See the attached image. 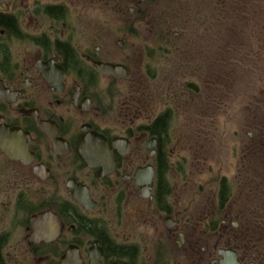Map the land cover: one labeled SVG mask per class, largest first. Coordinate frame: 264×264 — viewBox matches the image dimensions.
I'll use <instances>...</instances> for the list:
<instances>
[{"label":"flooded vegetation","instance_id":"1","mask_svg":"<svg viewBox=\"0 0 264 264\" xmlns=\"http://www.w3.org/2000/svg\"><path fill=\"white\" fill-rule=\"evenodd\" d=\"M263 1L0 0V264H264ZM115 15L154 40L114 49ZM211 76L240 119L194 193L179 143L209 142Z\"/></svg>","mask_w":264,"mask_h":264},{"label":"rangeland","instance_id":"2","mask_svg":"<svg viewBox=\"0 0 264 264\" xmlns=\"http://www.w3.org/2000/svg\"><path fill=\"white\" fill-rule=\"evenodd\" d=\"M264 3V1H263ZM114 26L113 31L109 32V36L107 37V41L109 42H116L117 40H128L133 44V47L137 49V46L139 45V42L141 41H150L154 40L155 32H148L145 25L140 26L139 30L141 31H135L134 35H131L127 33L125 30H122L123 28V21L121 19H118V17L114 16ZM262 27L264 28V18L261 22ZM122 25V26H118ZM255 40L260 41V43H263L264 45V29H259L256 32ZM139 41V42H138ZM110 43H107L109 46ZM112 44V43H111ZM112 44V45H113ZM114 49H116L115 44L113 45ZM243 66H246L243 64ZM154 69V67H152ZM248 71L251 74L250 80L252 83V90L254 94H256L255 97H258L259 91L261 88L264 87V51L261 52V56L259 59H254L250 62L249 61V69ZM217 72V70H216ZM208 77V76H207ZM156 79V81H158ZM210 94H211V101H212V109L210 111V116H208V120L210 122V132H209V142L208 139L206 142H202V140L195 139V144L191 143L189 144V137L186 138V140L183 143H179L180 148V156H184L186 154V150L190 148L189 151L194 152L193 155L186 157L185 160H182V163L185 167L189 168L190 171L194 173V179L192 180L189 178V185L190 188L193 185L194 193L197 192V184H202L203 180H207V184L209 185V188L214 190L216 184L219 180V175L222 171H224L225 163L226 162H233V155L234 152L231 153V146L232 143L226 142L224 143V138L228 136L229 138H232L233 135H235V130L238 129V122L239 117L236 115V109L237 104H235L234 101H231L233 98H236V95L232 94L231 98L227 100L225 109L223 112L219 111L218 105L220 103V96L217 95L218 93L222 92L221 87H219V82L222 80L216 78L210 77ZM153 83V84H154ZM216 89V93L213 92V90ZM215 94V95H213ZM241 94V93H240ZM224 98V95H221ZM249 96V95H246ZM242 97V95H241ZM213 99V100H212ZM203 96L201 95V98L196 99L197 102H202ZM223 101V99H222ZM162 102L159 101L156 106L151 109L153 113H159L162 110L161 106ZM235 104V105H234ZM261 107L264 111V105ZM185 107V106H184ZM248 109H250L248 107ZM150 111L147 112V115L151 113ZM245 114L247 112L243 111ZM179 113V112H178ZM188 111H186V108H184L183 111H180L177 118H175L176 121L173 122L172 120L170 123V130L172 132L176 133V131H180L184 134H187V115ZM255 113V112H254ZM243 118V115H242ZM230 147V150H229ZM232 167V165H231ZM230 173V171H229ZM192 176V177H193ZM199 177L198 180H196ZM186 199H190V197H187Z\"/></svg>","mask_w":264,"mask_h":264},{"label":"water","instance_id":"3","mask_svg":"<svg viewBox=\"0 0 264 264\" xmlns=\"http://www.w3.org/2000/svg\"><path fill=\"white\" fill-rule=\"evenodd\" d=\"M98 70L102 73H113L115 70H118L119 68L117 66H111V65H97Z\"/></svg>","mask_w":264,"mask_h":264}]
</instances>
